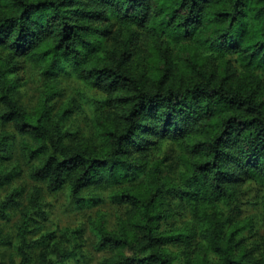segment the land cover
I'll return each instance as SVG.
<instances>
[{"label":"trees","instance_id":"16d2710c","mask_svg":"<svg viewBox=\"0 0 264 264\" xmlns=\"http://www.w3.org/2000/svg\"><path fill=\"white\" fill-rule=\"evenodd\" d=\"M27 62L101 96L93 134L63 129L75 101L55 118L46 100L21 107L12 75ZM0 106L49 194L125 207L110 228L88 220L103 264H264L238 216L248 185L264 191V0H0ZM13 141L0 133V161ZM23 192L0 200V219L19 214L0 264H64L73 238L43 230L42 188Z\"/></svg>","mask_w":264,"mask_h":264},{"label":"rangeland","instance_id":"374dc122","mask_svg":"<svg viewBox=\"0 0 264 264\" xmlns=\"http://www.w3.org/2000/svg\"><path fill=\"white\" fill-rule=\"evenodd\" d=\"M12 77L16 82L15 98L29 113H38L42 101L46 100L47 115L50 114L52 118H55L54 115L62 106L75 101L79 104V108L75 109L71 105V112L61 118L63 129L73 134L90 135L94 133L91 129V119L99 104L93 99L101 100V96L77 80L70 70L66 69L65 72L51 79L43 74L40 66L27 62L23 65V69L15 72ZM3 131L11 134L14 141L11 150L12 159L0 161V200L16 189L24 191L22 195L27 204L28 196L33 188H42L43 197L40 208L47 214L46 220L41 222L44 224L43 230L54 232L55 236L67 234L69 239L73 238V249L71 243L69 246L74 256L64 264H103L104 259L110 257L111 253L98 248L97 237L91 230L88 220H96L99 216H103L110 228L116 218L123 213L125 207L117 204L109 191L100 193L98 197L102 201L92 206H86L82 201L72 200L67 188L49 194L44 183L29 177V169L36 164V159L26 157L22 138L16 135L11 125H4L0 121V133ZM168 149H170L168 144L163 145L162 150L155 151V158L158 159L162 152ZM8 178H12L10 184H6ZM263 192L262 187L256 184L248 185L244 192L238 216L242 220L249 219L253 225L252 232L247 230L248 232L244 231L241 234L248 244L256 240L261 242V238H264V211L261 206ZM223 210L225 215L230 213L227 209L223 208ZM8 213L10 214L8 219H0V231L11 238V244H15V225L19 214L16 210ZM36 220L40 221L39 218ZM79 235L82 242L78 239Z\"/></svg>","mask_w":264,"mask_h":264}]
</instances>
